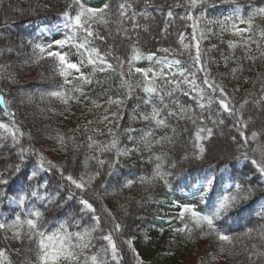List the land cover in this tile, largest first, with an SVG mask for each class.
I'll list each match as a JSON object with an SVG mask.
<instances>
[{"label": "trees", "instance_id": "16d2710c", "mask_svg": "<svg viewBox=\"0 0 264 264\" xmlns=\"http://www.w3.org/2000/svg\"><path fill=\"white\" fill-rule=\"evenodd\" d=\"M71 2L72 0H0V66H4L3 70H0V90L5 94L16 121L25 132L19 145L13 146L11 139L0 141V172H6L9 178L7 185H0V193H2L0 194V221H10L19 211V208L10 202V197L22 192H30L37 184L47 182V191L53 195L58 194L57 201L44 207L40 201L33 198L29 206L41 207L45 213V225L49 231L63 221H68L70 225L79 221L81 228L91 223L90 215L81 214L79 194L69 199L70 189L56 170L42 171L36 179L29 180L32 171L37 168L38 157L29 155L21 163L18 155L21 145L24 147L31 145L54 164L63 166L67 162L66 170H73L74 175L86 171L84 158L95 154L94 150L90 151L87 148V137L92 135L101 142L109 138L107 136L109 125L107 122L101 123L100 118L107 114L106 109L108 112L116 111V105L109 106L107 100L110 96L119 95L123 98L126 95V90L120 87L119 68L104 71L97 80L99 83H94L96 87H84L90 102L96 99L98 90L106 97L105 107L103 109L101 106L97 107L90 118L81 115L70 120V108L83 102V96L80 97V102L69 100L68 104H64L61 99L49 95L63 85L64 79L55 70L52 58L39 59L38 49L36 55H33V46L41 44L38 32L43 28L53 30L61 27L66 35L70 34L64 27L62 13L67 10ZM83 2L86 6L93 8H100L105 4L109 6V24L93 26L106 38L105 40L94 39L91 45L99 48L101 52H107L109 46H115L116 54L124 56L128 51V45L136 41L145 54L155 52L158 56L161 54L158 49L165 47L179 49L181 33L185 37V43L190 41L192 21L182 19L189 10L187 0H149L148 6L145 5V0H128L132 3V8L127 10V15L124 17L119 15V5L125 0H83ZM237 2L243 6V14L246 16L251 11L250 3L259 6L264 3V0H237ZM177 4H179L178 7L175 6ZM236 6V3H232L231 0H206L203 9L198 6L192 11L194 15H198L201 10L211 9L212 15L222 18L225 15H232ZM169 9L173 13L171 18L168 16ZM133 12L136 13L134 20ZM134 24L138 25L135 29ZM261 24L262 30L264 19ZM117 28L127 29L131 40L125 39L122 34L117 35ZM257 28L256 24L254 33L257 32ZM254 39L259 40L260 47L253 43L250 52H246L240 46L232 49L226 38L215 35L206 36L201 45L204 59L208 61L207 67L211 70L212 76L223 84L229 96L232 97L235 107L239 108L244 99L249 100L243 110L245 119L252 118L246 131L249 135L252 131H264V103H255L260 100L261 95H264L261 91L264 86V40L255 35ZM8 48L12 51H7ZM248 56L255 59H248ZM225 57L228 58L227 63H225ZM179 58L188 59L186 54ZM111 62L115 64V61ZM240 67L242 71L233 75L232 69ZM193 71L196 69L193 68ZM203 76L204 73L197 72L200 87H205L202 84ZM138 80L134 75L131 77L133 94L123 106V117L119 121L120 147L130 149L139 146L141 151L121 157L112 175H108L107 165L101 168V175L85 197L95 202L94 206L98 211L101 205L106 206L115 216L116 221L126 226L117 240L123 257L120 264H137L131 248L123 241L129 237L139 236L144 228L156 227L163 229V240L160 242L163 249H169L177 254L197 249L199 254L204 255L203 264H215V261L216 264H264V256L253 255L251 259L249 258V253L257 251L264 253V239L260 235V232L264 231V212L260 211L259 207L264 201V177L260 176L250 160L236 159L239 155L241 137L238 129L233 127L235 117L223 112L216 103L211 107V116L213 119L223 120L224 123L214 126L208 118L209 113L207 111L203 113L206 126L214 129L211 140L205 142L207 151L204 158L202 160L183 159L186 153L190 154L193 151L199 121L197 125H193L190 120L179 116H169L168 112L174 108L170 101L179 100L181 104L191 105L198 116L201 114V110L196 107L192 99V94L185 95L186 92H190L187 86L176 91L171 98L166 97L163 104L157 97H154L152 101L162 109V115L169 125L167 128L156 129L155 135L162 136L165 133L172 135L171 129H176L173 143H166L163 147L157 145L153 148L154 152L167 154L165 171L171 173L168 177L171 187H166L159 181L152 186L139 182L131 187L123 186L128 180L138 181L141 176H151L153 169V164L148 162L150 153L139 145L143 135L140 130L155 126L139 119V114L151 111L152 105L144 104L148 96L143 88L137 85ZM65 87H71V85ZM168 90L165 87V91ZM164 104H168L169 107L165 108ZM134 115L135 119H133ZM0 120L4 122L10 120L9 117L3 116L2 108H0ZM89 121L92 123L89 124ZM125 128L137 130L131 133L135 144L128 138L129 134L122 131ZM93 129H100L104 135H96ZM57 134L65 137V146L62 147L58 142ZM70 137L75 139H69ZM232 137L236 138L235 141ZM260 141L264 142V136L260 137ZM78 145L83 146L77 147ZM255 146V143H250L249 149ZM113 155L112 152L105 153L102 158L111 161ZM73 156L76 157L75 162H73ZM173 163L176 165L174 168L170 167ZM17 164H20V171L15 173L14 166ZM96 170V162L90 160L87 171L95 172ZM206 177H215L213 190L209 193V206L216 201L224 188L236 182L245 188L251 186L254 189L247 200L240 201L217 221L218 229L233 237L232 243L224 244V252H220L221 242L215 235L202 237L198 235L189 240L184 235L172 231L174 227L180 226L178 220L174 222V226H165L158 218V214H162L167 205L183 199L184 193L190 191ZM97 196L99 199H96ZM149 196L152 197L151 200L148 199ZM249 229L253 230L250 234H248ZM70 230L80 229L70 227ZM94 235L99 237L101 233L96 232ZM6 243L11 249L22 247V244L15 240L9 239ZM103 243L101 240H94L97 249ZM254 244L255 249L252 247ZM4 245L3 233H0V246ZM133 246L135 247L134 241ZM12 259L18 260L15 253H12Z\"/></svg>", "mask_w": 264, "mask_h": 264}, {"label": "snow or ice", "instance_id": "6c2138e0", "mask_svg": "<svg viewBox=\"0 0 264 264\" xmlns=\"http://www.w3.org/2000/svg\"><path fill=\"white\" fill-rule=\"evenodd\" d=\"M231 2L237 5L233 14L212 23H218L221 32L231 31L234 36L239 38L235 41H228L230 48L235 49L240 46L246 52H250L253 43L257 47H260L259 40H254V35L264 40V29L256 33L253 32V29L255 27L254 21L258 17L264 18V3H261L259 6L250 3L251 11L245 17L243 14V6L237 0H231ZM187 3L189 10L182 19L192 21L190 41L189 43H185V37L181 33L180 48H161L159 51L164 53V55L160 57H157L155 52L145 54L136 41H132L128 45V51L124 56L116 54L115 46H109L107 52H101L99 48L91 46L94 39H106L93 26L109 24V6L105 4L100 8L88 7L83 0H72L67 6V10L62 13L64 27L70 33L69 35H66L63 39L54 40L53 44L47 47L40 44L33 46V55H36V50L38 49L39 59L52 58L55 70L63 77V85H60L58 90L50 92L49 95L61 99L64 104H68L69 100L80 102L81 96L85 100L90 99L85 93L84 87L94 82L93 77L97 70L104 72L119 68L121 75L120 87L126 90V95L123 98L119 95L115 97L110 96L107 100L109 106L116 105V111L108 112L106 109L107 114L100 118L101 123L107 122L109 125L107 131L109 138L101 142L96 140L92 135L87 137V148L90 151L94 150L95 154L84 158L83 163L86 171L74 175L73 170H66L67 162L63 166L57 165L51 160H48L42 152L31 145L28 147L21 145L19 147L18 155L21 163L29 155H36L38 157L37 168L32 171L29 180L36 179L42 171L51 172L56 170L70 189L69 199L77 195V193L79 194L81 214L90 215L91 223L81 228L79 221H75L71 225L68 221H63L56 228L49 231L45 225L44 211L39 206H29V203L35 198L41 202V205L46 207L48 204H53L57 201L58 194L53 195L47 191V182L37 184L30 192H22L17 196L9 198L10 202L19 208V211L16 212L10 221H0V233H3V241L5 242L4 246H0V264H120L123 257L117 240L122 235L126 226L117 222L115 216L106 206L101 205L98 211L94 206L95 202L85 197L93 183L101 175V168L107 165L109 169L108 175H112L121 157H127L133 152L140 153L141 151L139 146H134L130 149H122L120 147L121 128L119 121L123 117V106L126 100L133 94L131 77L134 74L141 77L136 83L143 88L148 96L144 104L152 105L151 111L139 114V119L150 122L155 127L140 130L143 135L139 141V145H142L144 150L150 153L148 162L153 164V169L151 176H141L138 178V181L128 180L123 185L124 187H131L137 182L152 186L157 181L162 182L166 187H171L168 179L171 173L165 171L167 154L164 152H154L153 148L157 145L163 147L166 143H173V136L176 133V129H171L172 135L168 133L162 136L155 135L156 129L167 128L169 125L166 118L162 115V109L157 107L152 101L154 97H157L160 103L163 104L166 97L171 98L176 91L181 90L184 86L190 89V92H186L185 95L192 94V99L195 101L196 107L201 110V114L198 116L196 110L191 105L186 106L181 104L179 100L170 101L174 108L168 112L169 116H179L180 118L190 120L193 125H197L199 121V126H197L194 137L193 151L190 154L186 153L183 159L192 158L202 160L204 158L205 152L207 151L205 142L211 140L214 129L213 127L206 126L203 113L205 111L209 113L208 118L211 119L214 126L224 123L223 120L213 119L211 116V107L216 103L223 112L235 117L233 127L238 129L241 137L238 148L239 155L236 159L250 160L260 176L264 177V142L260 141V137L264 136V131H252L250 135L246 134L252 118L248 117L245 119L243 110L249 103V100L247 98L244 99L240 103L239 108H236L232 102V97L229 96L223 84L212 76L211 70L207 67L208 61L204 59V53L201 47L202 41L206 39V32L200 26L202 20L206 19V13L201 10L198 15H194L192 11L198 6L203 9L206 0H187ZM145 5H149V0H145ZM175 6L178 7L179 4ZM131 8L132 3L128 2V0L121 3L119 5L120 17L126 16L127 10ZM135 16L136 13L133 12V20ZM168 16L170 18L173 16L171 9L168 11ZM240 25L245 26L241 27ZM136 27L138 25L134 24L133 28L135 29ZM208 31H211V29H208ZM82 33L83 37L81 38ZM116 34H122L125 39L131 40V37L128 36L127 29L117 28ZM53 46H55V50H53ZM73 46L77 49L78 54L86 56L87 64L93 67L91 74H85L81 71L82 67L85 66V60L83 58L79 62H72L69 58V53L63 51L64 48ZM7 51H12V49L8 48ZM185 54L187 55V60L179 58ZM153 58H156L162 65L159 70L135 67L138 62L145 59L151 61ZM247 58L255 59V57L251 56ZM224 59L225 63H227L228 58L225 57ZM111 61H115V64ZM185 64L188 66L185 67ZM3 68L4 66H0V70H3ZM193 68L196 71H193ZM73 71L78 75H73L72 79H69ZM239 71H242V67L232 69L233 75ZM197 72L204 73L202 84L205 87L198 86ZM95 82L99 83V81ZM68 85H71V87H65ZM165 87L169 90L165 91ZM261 91L264 93V86H262ZM91 103L95 107H100L96 100H92ZM255 103H264V95H261L260 100ZM164 107L168 108L169 105L164 104ZM0 108L3 109V116L10 118L8 122L0 120V141L11 139L13 146L19 145L25 136V132L16 121L15 114L10 109L9 101L5 98L2 90H0ZM135 118L136 116L134 115L133 119ZM91 123L92 121H89V124ZM111 125H115V127H111ZM93 131L96 135H104L100 129H93ZM122 131L129 134L128 138L133 140L134 144L136 143L134 137L131 135V133L137 131L136 129L125 128ZM56 139L62 147L65 146V137L63 135L57 134ZM69 139L74 140L75 138L70 137ZM232 139L235 141L236 138L232 137ZM250 143H255L256 146L249 149ZM82 146L78 145L77 147ZM109 152L114 154L111 161L102 158L105 153ZM72 159L75 162L76 157L73 156ZM90 160L96 162L97 170L95 172L87 171ZM175 166V163L170 165L173 168ZM14 171L15 173L20 171V164L14 166ZM214 180L215 177H206L194 190L199 193V204L204 205L203 208H200L197 203L181 204L177 201L173 202L174 205L179 207V212L175 219L179 221L180 226L174 227L172 231L184 235L189 240L198 235L201 237L215 235L218 241L221 242L220 252H224V244L232 243L233 237L221 232L217 227V221L225 216L240 201L247 200L253 194L254 189L251 186L245 188L239 182H236L224 188L216 201L209 206L208 198L209 193L213 190ZM8 183L9 178L6 172H0V185H7ZM96 199H99V197L97 196ZM148 199L151 200L152 197L149 196ZM70 227H76L80 230L71 231ZM252 231V229H249L248 234ZM96 232H100L101 235L99 237L95 236L94 234ZM260 235L264 239V231H261ZM145 238L149 239L148 237ZM9 239L20 242L22 247L11 249L6 243ZM94 240H101L104 243L97 249ZM134 240L135 237H129L123 243L131 248L136 257L137 264H144L133 246ZM252 247L255 249L256 245L254 244ZM12 253H15L18 257L17 261L12 259ZM253 255L261 257L264 256V253L259 251L249 253V258L251 259Z\"/></svg>", "mask_w": 264, "mask_h": 264}, {"label": "rangeland", "instance_id": "374dc122", "mask_svg": "<svg viewBox=\"0 0 264 264\" xmlns=\"http://www.w3.org/2000/svg\"><path fill=\"white\" fill-rule=\"evenodd\" d=\"M206 13V19L202 20L201 27L205 29L206 36L208 35H215L219 38H226L228 41H235L239 38L234 36L231 31H224L221 32L219 24L218 23H212L214 21L222 20L224 17L228 16L225 15L222 18L215 17L212 15L211 9L204 10ZM247 16V15H246ZM245 16V17H246ZM264 18L258 17L254 24L258 25L257 32L261 30L262 27V21ZM241 27H244L245 25H240ZM208 29H211V31H208ZM39 36L41 37V44L45 47L48 45H52L54 40L57 39H63L66 36V33H64L63 28L56 27L53 30L47 28L40 29L38 32ZM258 37V36H257ZM256 40V39H254ZM53 50H55V46H53ZM63 51L69 53V58L72 62H79L82 58L85 60V66L82 67L81 71H83L85 74H91L93 72V67L91 65L87 64L86 56H82L77 53V49L73 47H66L63 49ZM83 51V50H81ZM159 51V49H158ZM164 53L161 52L157 57L163 56ZM135 67H141V68H154L156 70H159L162 65L158 62L156 58H153V60L149 61L147 59L142 60L138 62ZM103 72L96 71L95 75L93 77V83L90 86L91 88L96 87L94 83L97 81ZM73 75H78L73 71L72 75L69 76V79H72ZM134 77L136 79H141L139 75L134 74ZM98 96H96L95 100H98V104L102 107H105L106 105V97L104 93L101 91H97ZM83 100L78 106H72L70 108V120L74 119L75 116H86L88 118L92 117L97 110V107H94L90 101L88 103H84ZM201 182V181H200ZM200 182L197 183L196 186H194L190 191L183 194V199L177 201L179 203H197L200 208H203L204 205L199 204V193L195 192L194 190L199 186ZM14 197V196H13ZM264 212V203L262 204L261 210ZM179 207L174 205V203H170L167 205L165 211L161 214H158V218L161 221L162 225H172L174 226V222L176 221L175 217L178 215ZM171 221V222H170ZM161 227H156L152 229L144 228L139 234V236L135 237L134 244L135 248L139 254V257L141 260H143L144 264H203L204 258L203 254H199L197 249H191L189 252L185 253H175L174 251H171L169 249H163L161 247L160 242L163 240V231H161ZM145 237H148L149 239H146ZM217 260V258H215ZM216 264V261H215Z\"/></svg>", "mask_w": 264, "mask_h": 264}, {"label": "bare ground", "instance_id": "6f19581e", "mask_svg": "<svg viewBox=\"0 0 264 264\" xmlns=\"http://www.w3.org/2000/svg\"><path fill=\"white\" fill-rule=\"evenodd\" d=\"M224 145H225V144H224ZM217 147H218V146H217ZM217 147H216V148H217Z\"/></svg>", "mask_w": 264, "mask_h": 264}]
</instances>
